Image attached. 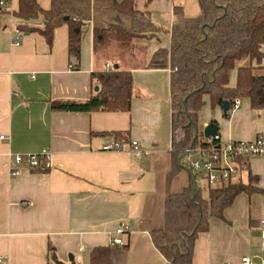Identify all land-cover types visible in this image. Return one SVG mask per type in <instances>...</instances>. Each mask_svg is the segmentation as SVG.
<instances>
[{
	"label": "crops",
	"instance_id": "0c3cea01",
	"mask_svg": "<svg viewBox=\"0 0 264 264\" xmlns=\"http://www.w3.org/2000/svg\"><path fill=\"white\" fill-rule=\"evenodd\" d=\"M8 1L7 12L0 14V134L8 137L0 140V264H55L53 256L68 263L70 254L76 263L89 264L94 247L114 246L110 241L121 223L128 250L114 264H167L149 230L162 226L166 194L181 190L188 176L182 169L166 181L173 150L170 69L148 63L156 50L169 48L174 7L196 17L197 0H134L161 30L121 47L99 43L86 26L78 62L68 55L66 24L54 30L50 44L32 32L13 45L12 12L18 0ZM38 3L44 10L50 7V0ZM108 47L117 49L115 57L103 54ZM122 49L131 55L124 56ZM107 64L132 74L129 110L51 109V101L87 100L97 86L92 72L107 69ZM254 65L264 66V58ZM236 74L231 70L230 87ZM204 100L197 123L200 139L211 120L223 141L264 137V109H253L241 99L239 108L225 117L222 107H212L207 96ZM132 140L149 155L135 158L129 151ZM42 149L49 150L48 168L23 167L20 174H10L14 154ZM246 167L242 183L247 184L251 174L257 177L253 186L264 190V156L250 158ZM261 219L264 193H239L224 208L223 218L212 216L208 230L199 234L192 264H238L243 255L258 263L253 237H260Z\"/></svg>",
	"mask_w": 264,
	"mask_h": 264
},
{
	"label": "trees",
	"instance_id": "16d2710c",
	"mask_svg": "<svg viewBox=\"0 0 264 264\" xmlns=\"http://www.w3.org/2000/svg\"><path fill=\"white\" fill-rule=\"evenodd\" d=\"M1 1V0H0ZM151 0H147V4ZM200 14L184 15L179 6L173 9L168 49L160 48L152 55L148 66L170 69V105L172 127V165L166 172L170 182L182 169L187 182L178 192H168L164 200L163 224L151 228L149 234L156 249L167 264H192L195 241L208 230L212 216L223 218V210L241 192L264 193L253 186L257 177L249 175L248 183L206 186V196L197 184L196 176L179 157L187 148L200 142L193 124L209 98L212 107H222L228 101L231 112L234 99H247L251 108L264 109V66L254 65L264 58V0H197ZM7 9L0 5V14ZM15 26L23 34L40 33L48 44L54 30L66 24L69 29L67 51L76 62L80 58L83 29L91 26L95 40L129 47L133 40L152 36L156 27L148 10H139L134 0H50L44 10L38 0H18L12 12ZM249 58L248 64H240ZM78 64V63H77ZM236 69V83L229 86L231 70ZM98 90L84 101H51L52 110L59 111H127L133 91L132 74L128 69L111 68L92 72ZM191 121L193 123H191ZM176 131L182 139L176 140ZM122 135L123 133H116ZM119 140V139H118ZM125 141V140H124ZM39 170L44 169L39 167ZM193 180L196 191L193 194ZM50 252L53 248L50 245ZM128 244L94 247L89 264H114L123 260Z\"/></svg>",
	"mask_w": 264,
	"mask_h": 264
},
{
	"label": "built area",
	"instance_id": "2783aa9c",
	"mask_svg": "<svg viewBox=\"0 0 264 264\" xmlns=\"http://www.w3.org/2000/svg\"><path fill=\"white\" fill-rule=\"evenodd\" d=\"M0 5L9 8L8 0H1ZM11 16V15H10ZM23 37V32L16 26L13 28L12 44L18 45ZM107 69L112 67L107 64ZM70 69L71 66H70ZM241 99L233 101L231 111L239 108ZM176 140L182 139V133L176 131ZM5 134H0V140H7ZM121 143L115 144L117 148ZM113 148L107 145L106 149ZM135 158L149 155L150 151L139 145L136 140L130 142V150ZM181 158V163L188 168L195 176L200 175L207 186L218 187L228 184L242 183V175L246 170L247 161L253 157L264 156V137L258 136L251 140H227L223 141L219 134L210 137H203L195 147L187 148ZM49 150L42 149L37 153L14 154L13 163L10 167V174L18 175L23 167L37 169L49 167ZM261 228V247L264 249V219L259 222ZM126 226L121 223L116 229L117 236L111 241V245L122 244L121 235L125 232ZM3 257H0L2 261ZM226 264H231L227 262ZM238 264H258L255 257L243 255ZM259 264H264L262 261Z\"/></svg>",
	"mask_w": 264,
	"mask_h": 264
},
{
	"label": "rangeland",
	"instance_id": "374dc122",
	"mask_svg": "<svg viewBox=\"0 0 264 264\" xmlns=\"http://www.w3.org/2000/svg\"><path fill=\"white\" fill-rule=\"evenodd\" d=\"M124 49V48H123ZM119 50V51H124V56H128L131 55V52H128L126 50ZM103 54L107 57H115L117 54V49L112 48V47H108L105 50L102 51ZM139 52V51H138ZM240 64H248L249 63V58H243L239 61ZM196 181L197 184L203 189V191H205L206 186H205V182L202 180V177L200 175L196 176ZM253 248L256 250V255H257V260H258V264L261 263L262 261L264 262V249L261 247V234L259 237V234L254 235L253 237Z\"/></svg>",
	"mask_w": 264,
	"mask_h": 264
},
{
	"label": "water",
	"instance_id": "95a60500",
	"mask_svg": "<svg viewBox=\"0 0 264 264\" xmlns=\"http://www.w3.org/2000/svg\"><path fill=\"white\" fill-rule=\"evenodd\" d=\"M94 90L96 91V90H98V87L96 86L95 88H94ZM228 108H229V103H228V101H224L223 102V105H222V109H223V113L225 114L226 112H227V110H228ZM191 123H193L192 121H191ZM193 126H194V130H195V133H196V135H198V128H197V125L196 124H193ZM218 125L213 121V120H211L204 128H203V136L204 137H210V136H214V135H216V134H218ZM194 142V141H193ZM193 142L191 143V146H190V148L192 147V145H193ZM185 154H183V155H181L180 157H179V161L181 160V158L184 156ZM193 194H192V196L195 194V191H196V183H195V181L193 180ZM53 259H54V262H55V264H78V263H76L75 262V260H74V256L73 255H69L68 256V263H65V262H62V261H59V260H57L56 259V257L55 256H53Z\"/></svg>",
	"mask_w": 264,
	"mask_h": 264
},
{
	"label": "bare ground",
	"instance_id": "6f19581e",
	"mask_svg": "<svg viewBox=\"0 0 264 264\" xmlns=\"http://www.w3.org/2000/svg\"><path fill=\"white\" fill-rule=\"evenodd\" d=\"M122 146V145H121Z\"/></svg>",
	"mask_w": 264,
	"mask_h": 264
}]
</instances>
